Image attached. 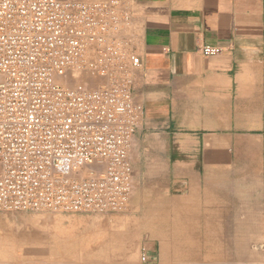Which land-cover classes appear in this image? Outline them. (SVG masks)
Segmentation results:
<instances>
[{"label": "crops", "instance_id": "crops-1", "mask_svg": "<svg viewBox=\"0 0 264 264\" xmlns=\"http://www.w3.org/2000/svg\"><path fill=\"white\" fill-rule=\"evenodd\" d=\"M127 7L123 32L142 60L133 77L144 109L132 146L156 152L163 188L148 193L133 184L123 213L61 222L55 237L79 246L64 264H230V249L217 253L214 235L201 230L230 227L232 201L202 194L197 181L203 164L227 163L224 150L247 147L255 134L264 141V0H129ZM205 45L221 52L204 56ZM245 182L251 192L255 180ZM242 234L238 243L246 242Z\"/></svg>", "mask_w": 264, "mask_h": 264}, {"label": "built area", "instance_id": "built-area-1", "mask_svg": "<svg viewBox=\"0 0 264 264\" xmlns=\"http://www.w3.org/2000/svg\"><path fill=\"white\" fill-rule=\"evenodd\" d=\"M128 3L0 0V211L127 208L144 110L133 77L142 60L123 32ZM80 74L88 79L62 85Z\"/></svg>", "mask_w": 264, "mask_h": 264}, {"label": "rangeland", "instance_id": "rangeland-1", "mask_svg": "<svg viewBox=\"0 0 264 264\" xmlns=\"http://www.w3.org/2000/svg\"><path fill=\"white\" fill-rule=\"evenodd\" d=\"M75 1L90 3L93 0ZM85 77L87 76H73L72 81L64 84L62 82V85L72 87ZM98 83L99 80L92 82L91 79L89 86L94 87ZM249 138L251 139L246 141L245 148L224 150L223 156L227 162L225 165L203 164L201 181H197L201 186L198 190L202 194L214 192L228 196L232 201L227 217L230 227L201 230L210 239L214 235V248L217 253L230 249V264H264V192L261 187L264 181V141L256 134ZM175 152L176 156L180 157L181 152ZM155 153L149 148L134 146L130 152L131 162L137 163L139 169V181L133 184L139 185L140 189L148 193L163 188L161 181L155 180ZM200 155L204 156L203 153ZM171 168L174 170L175 164H172ZM220 168H223V171H220ZM248 178L255 180L251 192H248L245 186ZM128 208L129 206L115 214H121ZM101 217L102 214L0 211V264H64V257L70 255V251L78 249V241L57 238L53 232L65 220H96ZM239 222L242 224L238 225ZM244 232L247 233L244 236L246 242L238 243L239 236L244 235ZM210 246L209 244L208 247Z\"/></svg>", "mask_w": 264, "mask_h": 264}, {"label": "bare ground", "instance_id": "bare-ground-1", "mask_svg": "<svg viewBox=\"0 0 264 264\" xmlns=\"http://www.w3.org/2000/svg\"><path fill=\"white\" fill-rule=\"evenodd\" d=\"M83 76H85L84 74H80V77H82L83 78ZM84 79H88V77H85ZM70 81H72V80H70ZM93 82V81H92ZM71 83V82H70ZM63 84H64V82H63ZM66 85V84H65ZM64 86V85H63ZM69 87V86H68Z\"/></svg>", "mask_w": 264, "mask_h": 264}]
</instances>
